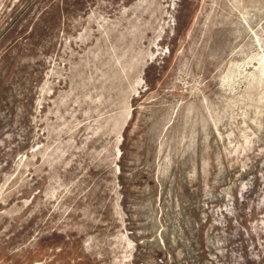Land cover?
Wrapping results in <instances>:
<instances>
[{
	"label": "rangeland",
	"instance_id": "1",
	"mask_svg": "<svg viewBox=\"0 0 264 264\" xmlns=\"http://www.w3.org/2000/svg\"><path fill=\"white\" fill-rule=\"evenodd\" d=\"M0 264H264V0H0Z\"/></svg>",
	"mask_w": 264,
	"mask_h": 264
}]
</instances>
